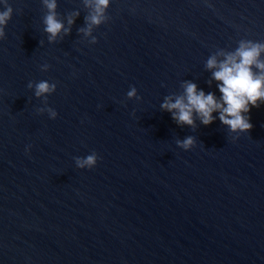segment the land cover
<instances>
[{"label": "water", "instance_id": "95a60500", "mask_svg": "<svg viewBox=\"0 0 264 264\" xmlns=\"http://www.w3.org/2000/svg\"><path fill=\"white\" fill-rule=\"evenodd\" d=\"M8 2L0 264H264V104L238 138L219 113L191 128L161 107L186 82L220 98L207 60L264 42V0H111L91 36L84 0H56L55 43L43 0ZM40 81L56 91L36 97Z\"/></svg>", "mask_w": 264, "mask_h": 264}, {"label": "clouds", "instance_id": "9594fccd", "mask_svg": "<svg viewBox=\"0 0 264 264\" xmlns=\"http://www.w3.org/2000/svg\"><path fill=\"white\" fill-rule=\"evenodd\" d=\"M48 14L44 17V31L48 35L50 43H55L61 34H69L70 29H65L63 23L57 18L56 0H43ZM89 15L85 17L87 27L80 29L85 36H91L93 27H100L108 20V10L111 0H84ZM3 10H0V40L6 38L5 29L13 18V8L8 0H0ZM79 15V13H75ZM69 25L74 23L70 17ZM96 37L92 38V43L96 44ZM264 42L252 40L239 41L238 47L233 52H220L223 59L218 60L216 55L211 56L206 63L208 70L212 71V77L217 82V87L221 94L217 99L214 93H205L198 89L192 82L183 85L184 93L173 97H166L161 105L162 109L172 113L177 124L196 127V119H199L205 126L214 122V114L219 113V120L230 130L231 133L248 134L253 125L250 122L249 113L252 108H259L264 104ZM29 88L34 87L36 97H43L56 91L55 84L47 81H40ZM137 90L132 87L127 92L129 98H134ZM42 111V110H41ZM52 119H56L57 112L48 110ZM180 148L185 151L195 147V139L191 136L183 141H177ZM98 155L93 152L85 158H76V164L81 169H92L97 166Z\"/></svg>", "mask_w": 264, "mask_h": 264}]
</instances>
